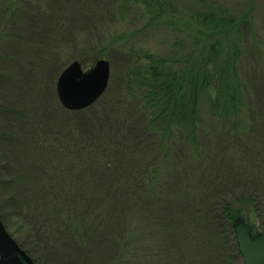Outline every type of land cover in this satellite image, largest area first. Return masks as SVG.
Returning <instances> with one entry per match:
<instances>
[{
    "label": "trees",
    "instance_id": "16d2710c",
    "mask_svg": "<svg viewBox=\"0 0 264 264\" xmlns=\"http://www.w3.org/2000/svg\"><path fill=\"white\" fill-rule=\"evenodd\" d=\"M125 1L139 2L148 25L175 10L164 0H0L1 26L11 34H0V49L15 53L17 35L31 30L46 51L68 54L66 63L100 44L99 29ZM197 21L201 27L168 22L193 32L190 57L178 44L169 58L133 51L125 94L93 104L105 129H72L64 138L47 129L35 158L23 154L36 167L14 184L0 217L5 226V216L14 218L12 235L36 264L64 252L67 239L83 251L103 245L113 264H242L234 219L241 215L254 231L264 225V106L255 109L264 51L248 42L246 53V20ZM154 230L161 234L143 243L159 251L141 263L134 243Z\"/></svg>",
    "mask_w": 264,
    "mask_h": 264
},
{
    "label": "rangeland",
    "instance_id": "374dc122",
    "mask_svg": "<svg viewBox=\"0 0 264 264\" xmlns=\"http://www.w3.org/2000/svg\"><path fill=\"white\" fill-rule=\"evenodd\" d=\"M164 2L172 4L171 6L175 8L174 12L167 13L164 18L158 19L160 21L154 23L152 21V25H148L147 17L143 15L139 2L125 1L124 5L127 7L122 9L121 14L111 15L109 20L105 21L106 24L99 29L100 33L97 34L101 36L100 44L70 58L66 63L65 58L68 54L62 49L56 54L49 49L46 51V46L40 47L42 44L31 30L26 34L22 32L21 36L17 35L21 41L16 43L23 44L16 45L18 49L16 54L5 48L0 49V205L2 204V208L8 207L7 204L10 202L8 196L20 185L14 187V184L21 182L25 175H31L36 167L33 155L36 156L37 136H42L47 129L49 132L55 130L54 133L63 138L67 137L72 129L78 133L77 135L105 129V125L102 124L104 121L102 112L98 111V104H93L98 100V102L103 100L109 102V97L117 99L121 94H125L126 68L128 64L136 62V55L133 53L135 49L143 47L154 57L169 58L173 55L174 44H178L180 50L185 48L183 52L190 57L194 52L191 48L195 47L193 32L188 33L183 27L173 30L168 23L169 20H191L197 24V28L201 27L197 20H202L211 14L216 18L220 15L232 20H246L242 27L248 36L244 44L246 53L249 52L248 42L258 44L264 51V0H164ZM197 13L200 16H197ZM22 21L27 20H19ZM1 22L3 21L0 20V26ZM30 27L33 28V25L31 24ZM3 32L11 36L8 29L4 31L2 23L0 34ZM108 41L115 43L110 51L105 50L104 46ZM24 46L25 49H22ZM131 48L133 50H130ZM91 52L99 53V56L92 59ZM16 56L20 61H15ZM101 58L107 60L110 65V76L103 94L85 108L77 110L65 108L59 101L56 91L60 72L73 60H78L83 70H89L95 61ZM185 65H190V62ZM255 88L257 92L255 109L258 110L264 106V80L258 81ZM201 113L203 117L209 113L206 101L201 106ZM99 122L102 128H99ZM74 124L75 126L72 127ZM23 154L33 159H26ZM5 217L8 221L5 227L12 235L13 229L10 226L14 228V218L11 215ZM252 231L253 234L264 233V225ZM13 232L22 240L23 237L17 229ZM153 232H147L146 237L138 236L134 243L138 250L137 259L141 263H144L148 252L152 254L159 251V248L152 245L149 251L147 245L143 243L144 238L151 240L153 237L151 235L161 234V232L157 233V230ZM73 242L67 239L68 246L64 252L51 250L43 257L45 261L42 263L113 264L110 258L106 259L103 245L97 243L92 249L83 251L80 247H75ZM190 262L204 264L203 260L197 259Z\"/></svg>",
    "mask_w": 264,
    "mask_h": 264
},
{
    "label": "water",
    "instance_id": "95a60500",
    "mask_svg": "<svg viewBox=\"0 0 264 264\" xmlns=\"http://www.w3.org/2000/svg\"><path fill=\"white\" fill-rule=\"evenodd\" d=\"M110 76V65L97 59L89 70H83L73 60L60 72L56 91L61 104L69 110L85 108L105 91ZM234 231L243 264H264V233L253 234L252 226L241 215L234 219ZM0 264H36L17 243L0 218Z\"/></svg>",
    "mask_w": 264,
    "mask_h": 264
}]
</instances>
